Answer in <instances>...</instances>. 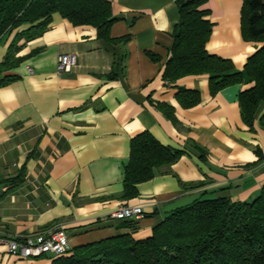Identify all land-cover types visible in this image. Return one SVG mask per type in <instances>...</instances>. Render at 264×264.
Instances as JSON below:
<instances>
[{
  "label": "crops",
  "instance_id": "obj_1",
  "mask_svg": "<svg viewBox=\"0 0 264 264\" xmlns=\"http://www.w3.org/2000/svg\"><path fill=\"white\" fill-rule=\"evenodd\" d=\"M117 21L111 37L56 14L39 37L19 42L22 57L0 86V221L3 237L62 228L72 248L121 234L152 235L167 212L199 197L230 196L252 202L264 189V101L252 130L242 118L239 95L253 83L213 93L209 75L163 78L180 20L177 0H110ZM243 0H208L213 23L210 53L243 70L260 43L242 33ZM0 41V67L15 39ZM75 55L71 71H58L61 55ZM32 69V70H31ZM180 88L201 92L185 108ZM159 104L175 109V120ZM150 132L184 151L156 176L124 195L125 169L134 137ZM224 189L223 191H221ZM123 204L145 217L114 220ZM53 258H18L0 244V264H52Z\"/></svg>",
  "mask_w": 264,
  "mask_h": 264
},
{
  "label": "trees",
  "instance_id": "obj_2",
  "mask_svg": "<svg viewBox=\"0 0 264 264\" xmlns=\"http://www.w3.org/2000/svg\"><path fill=\"white\" fill-rule=\"evenodd\" d=\"M207 2L177 0L180 20L163 78L175 82L185 76L208 74L213 93L229 85L253 83L240 93L239 103L243 121L254 130L264 101V0H243V36L261 45L241 71L231 59L207 49L213 30ZM56 14L74 25L95 27L101 40L121 43L129 39L111 37L117 18L110 0H0V41L16 34L0 67V86L15 77L3 73L22 61L16 54L22 47L19 42L41 36ZM177 97L185 108L202 99L199 90L186 88H180ZM159 107L175 120L174 107ZM183 154V150L163 145L150 132L134 137L125 169V197L138 196L140 184L152 180L158 168L177 162ZM125 222L134 225V221ZM48 257L53 258L52 264H264V189L252 202L230 196L199 197L167 212L147 238L121 234L76 246L63 256Z\"/></svg>",
  "mask_w": 264,
  "mask_h": 264
},
{
  "label": "built area",
  "instance_id": "obj_3",
  "mask_svg": "<svg viewBox=\"0 0 264 264\" xmlns=\"http://www.w3.org/2000/svg\"><path fill=\"white\" fill-rule=\"evenodd\" d=\"M75 64V55H61L58 58V71L60 73L69 72ZM144 217L143 207L128 204L119 206L110 214L111 219L120 221H138ZM3 227L0 221V233ZM3 243H6L9 252L18 258L63 256L72 250L69 235L62 228L23 236L3 237L0 235V244Z\"/></svg>",
  "mask_w": 264,
  "mask_h": 264
}]
</instances>
